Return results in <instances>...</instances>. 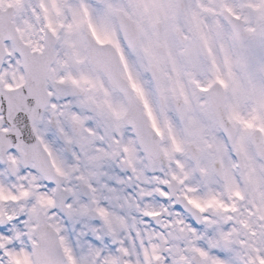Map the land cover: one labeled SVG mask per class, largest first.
<instances>
[{
    "label": "snow or ice",
    "instance_id": "6c2138e0",
    "mask_svg": "<svg viewBox=\"0 0 264 264\" xmlns=\"http://www.w3.org/2000/svg\"><path fill=\"white\" fill-rule=\"evenodd\" d=\"M0 264H264V0H0Z\"/></svg>",
    "mask_w": 264,
    "mask_h": 264
}]
</instances>
